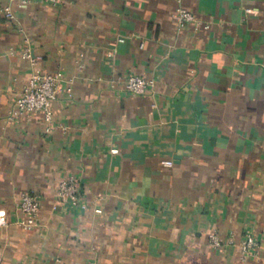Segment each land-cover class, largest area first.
<instances>
[{
    "label": "crops",
    "instance_id": "obj_1",
    "mask_svg": "<svg viewBox=\"0 0 264 264\" xmlns=\"http://www.w3.org/2000/svg\"><path fill=\"white\" fill-rule=\"evenodd\" d=\"M179 5L194 23L177 25ZM12 6L13 21L0 11V264H264V0ZM37 70L64 76L49 134L39 113H13ZM128 74L154 86L132 94ZM67 176L82 212L52 209ZM23 191L41 205L32 230ZM246 234L257 247L242 259Z\"/></svg>",
    "mask_w": 264,
    "mask_h": 264
},
{
    "label": "built area",
    "instance_id": "obj_2",
    "mask_svg": "<svg viewBox=\"0 0 264 264\" xmlns=\"http://www.w3.org/2000/svg\"><path fill=\"white\" fill-rule=\"evenodd\" d=\"M24 0H7L0 7L4 18L13 21L15 18L13 3L23 2ZM52 4H57L61 0H43ZM174 17L178 26L194 23L195 17L191 11L179 5L175 9ZM207 28V26H204ZM119 42L123 38L118 39ZM30 58L29 53H24ZM33 60V58H30ZM64 76L61 71L49 72L37 70L32 73L23 83L19 94L14 102L13 113L19 116L29 113H39L43 120V132L49 134L55 128L53 115V102L62 90ZM154 80L136 74H128L124 79L125 89L135 95L144 94L149 88L154 86ZM68 90V89H67ZM117 150L112 149L115 153ZM164 165H171V161H163ZM18 210L22 215L20 224L24 230H32L39 225V213L41 209L39 198L32 191H23L18 199ZM87 206L84 196V189L81 181L77 177L67 176L60 179L57 183L52 209L63 207L74 212H82ZM100 212V209H95ZM209 244L212 248L218 249L222 246V239L216 232L209 234ZM257 243L253 235L246 234L240 242L241 258L246 259L255 253ZM50 264H64L57 257ZM86 264H101L96 259H90Z\"/></svg>",
    "mask_w": 264,
    "mask_h": 264
}]
</instances>
